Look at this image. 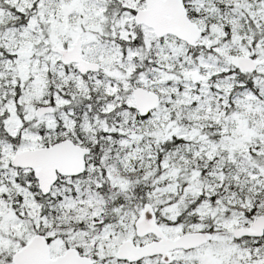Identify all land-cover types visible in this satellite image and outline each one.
I'll list each match as a JSON object with an SVG mask.
<instances>
[{
    "label": "snow or ice",
    "instance_id": "obj_1",
    "mask_svg": "<svg viewBox=\"0 0 264 264\" xmlns=\"http://www.w3.org/2000/svg\"><path fill=\"white\" fill-rule=\"evenodd\" d=\"M0 264H264V0H0Z\"/></svg>",
    "mask_w": 264,
    "mask_h": 264
}]
</instances>
